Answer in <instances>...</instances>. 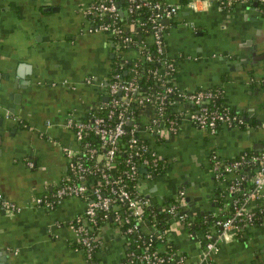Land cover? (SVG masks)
Masks as SVG:
<instances>
[{
  "label": "crops",
  "instance_id": "crops-1",
  "mask_svg": "<svg viewBox=\"0 0 264 264\" xmlns=\"http://www.w3.org/2000/svg\"><path fill=\"white\" fill-rule=\"evenodd\" d=\"M89 1L0 0V192L22 206L18 212L0 209V263L86 264L71 223L85 210L86 199L66 196L48 206L33 198L54 190L67 176L68 160L59 146L76 142L63 120L80 118L98 104L113 69L115 39L86 30L89 21L82 8ZM164 1L179 5L164 19L165 52L176 65L174 81L188 90L221 89L225 104L244 122L202 130L181 115L187 105L176 104V127L161 125L153 132L156 138L147 135L167 164L150 177L141 167L142 190L160 209L183 189L187 212L216 214L225 210L219 201L230 203L235 195L226 180L241 177L247 190L258 167L243 165L223 174V181L212 171V153L229 160L264 149V12L241 1L228 8L216 0H202L197 8L187 4L190 0ZM126 52L135 56L137 49ZM143 111L137 118L140 127L152 107ZM49 118L51 126L46 125ZM187 197L199 199L191 204ZM168 222L169 239L185 253L186 263L200 262L204 231L190 232L176 218ZM99 236L95 262L129 259V239L115 224L103 223ZM261 260L264 221L220 241L210 264Z\"/></svg>",
  "mask_w": 264,
  "mask_h": 264
},
{
  "label": "built area",
  "instance_id": "built-area-1",
  "mask_svg": "<svg viewBox=\"0 0 264 264\" xmlns=\"http://www.w3.org/2000/svg\"><path fill=\"white\" fill-rule=\"evenodd\" d=\"M200 1L202 0H190L187 4L192 8H197ZM216 1L221 7L228 8L231 7L234 1L251 3L254 0ZM256 1L262 4L259 11L263 12L264 0ZM120 6L126 14L120 13ZM145 8L147 13L143 18L137 17L135 19V17H132V22L129 24L121 22L122 15L133 14ZM178 8V4L164 0H122V3H119V0H90L82 8V13L89 21L86 27L87 31L107 33L115 39L116 59H118L117 62L121 67H126L128 58L127 52L124 51L122 46L124 44L126 46L135 44L137 40L134 37V24L143 29L142 34L150 31V41L155 45L158 56L154 57L147 52V40L141 37L136 42L138 46L136 47L137 54L135 56H143L144 59L151 62L156 61V59L159 60L160 68L155 69L156 78L164 85V90L161 92L154 85H140L135 79L136 76L126 80L119 73L111 74L109 75L108 85L105 87L106 90L101 93V96H106V99H103V102H98L91 111H88V114L91 115L88 120L76 118L73 115H69L63 120V125L72 130L76 144L74 146L60 145L59 147L67 157L68 168L74 172L77 179L82 181H68L65 180L67 177L65 176L57 184L51 196L45 193L34 196L33 200L36 204L52 206L66 196L81 195L86 199L85 210L77 214L71 221L75 228L77 245L86 253V264H99L95 262L94 254L100 245L99 232L102 223L99 220L104 221L106 216L110 217L109 222L115 224L123 235H135L133 239L135 243L132 248L128 249L129 259L117 260L108 264H188L185 261L183 251L180 249L169 248L166 254L159 255L156 250H152L148 244L149 242L145 243L140 238L142 235L139 225L146 221V209L152 205L142 190L141 181L144 176L138 177L137 165L130 160V156L138 155L142 160L141 166L151 167L150 171L147 170L146 177H150L152 172H156V166H159L161 157L148 144L139 143L138 136L140 131L157 132L161 125L174 129L176 121L179 120V115L167 120L162 119L164 109L168 106L187 105V111L182 112L181 115L188 117L198 128L211 132H214L221 123L240 126L244 122L225 104L221 90L211 88L188 90L179 87L174 81L176 65L165 52L164 30L166 25L164 19L172 17ZM130 68V70L137 73L138 62L134 61ZM152 71L154 72V70ZM123 96L127 99L123 100ZM218 97H221L220 102L217 101ZM104 100H107V102H104ZM132 101H134V106H132ZM105 105L110 106L106 116L93 113L102 109ZM147 105L152 107V113L146 116L145 123L140 127L137 118L142 117L144 114L143 107ZM114 114H116V117L113 121ZM127 124L128 128L125 127ZM46 125H52L50 118L46 120ZM126 131H129L130 135L122 150L128 155L129 167L125 172L126 177L131 179L132 183L128 185L120 174L114 176L108 170H101L99 174L101 173L103 181L109 184L108 190L103 192L101 186L96 184L100 182L99 179L95 183L93 181L98 167L93 168L84 164L82 158L77 154L79 150L77 141H80L88 132L94 133L99 138V144L89 145L86 142L85 152L90 157L96 155L97 160L104 159L105 164L109 167L113 164L119 142ZM51 140L53 143L58 144L55 139ZM101 149H104L103 154L100 153ZM147 152L150 156L147 155ZM29 164L32 165L33 162L29 161ZM247 164H254L258 167L252 178L251 187L243 190L241 177H237L230 182L229 190L233 193L241 192L242 201L240 205L235 207L232 215L215 219V224L212 226L213 230L204 232L201 259L200 262L195 264H210L213 254L218 250L219 242L235 234L239 226V220L244 219L245 224L253 223L255 210L251 208L249 203L264 196V149L258 152H243L238 158L232 160H224L217 153H212L211 167L216 176L234 172ZM183 197L184 190L179 189L175 198L177 202L168 203L164 208L167 218H176L183 222L187 216ZM237 199L234 200V203L238 201ZM21 208L22 206L6 198L0 192L1 210L4 212H18ZM100 212L103 213L100 214ZM150 213L154 215L153 209L150 210ZM130 221L131 223H129ZM149 229H156L155 225L151 224ZM151 234L152 232L149 234L148 241L151 239ZM129 243H132L130 239Z\"/></svg>",
  "mask_w": 264,
  "mask_h": 264
},
{
  "label": "trees",
  "instance_id": "trees-1",
  "mask_svg": "<svg viewBox=\"0 0 264 264\" xmlns=\"http://www.w3.org/2000/svg\"><path fill=\"white\" fill-rule=\"evenodd\" d=\"M236 3V1L233 2L232 5H234ZM231 5V6H232ZM260 6H262V4L258 1L257 2V7L259 8ZM264 12V11H263ZM147 13L146 8L142 9L141 11L135 12L133 14H127V15H122L121 16V22H124L126 24H129L132 22V17H135V19L137 17L143 18ZM134 37L135 39L138 40V38H143L145 40H147V52L151 55H153L154 57L158 56V53L156 52V47L155 45L150 41V31H148L145 34H142L144 31L142 28H139V26L137 24H134ZM137 40L135 41V44H130L133 45L135 47L138 46V44L136 43ZM124 44L122 46V48L124 49V51H128V49L132 46ZM117 58V57H116ZM115 58L114 61V65H113V69L111 70L110 74H114V73H119L123 79H130L134 76L136 81L140 84V85H154L159 91L163 92L164 90V85L161 84L159 82V80L156 78L157 77V73L155 72V69H158V67L160 68V63L158 62L159 60L156 59V61L151 62V61H147L146 59H144L143 56L137 55V56H129L127 58V62H126V67H121L118 64V59ZM134 61L138 62V72L135 73L132 70H130L131 65L133 64ZM154 70V72L152 71ZM213 90H221L219 88H211ZM101 96V95H100ZM100 101L99 102H103L102 96L100 97ZM217 101L220 102L221 101V97L217 98ZM104 102H107V100H104ZM110 106L109 105H105L104 107H102V109L100 110H96L93 113H97V114H101L103 116H106L107 114V110ZM119 109V108H118ZM175 115H178L176 113V111L174 110L173 107H166L164 109V114L162 116V119L167 120L168 118H173ZM90 114H85L83 116H81L80 118L83 120H88L90 118ZM114 117H116V114H114L113 116V121H114ZM112 119H110V121H112ZM167 124V122H166ZM178 124V120L176 121V125ZM153 132H146V131H140L139 134V138H138V142L139 143H145L148 144V146H150L152 149H154L150 144H149V140L151 139L150 136L152 135ZM150 136H147L149 135ZM130 135L129 131H126V133L122 136L121 141L119 142V148L116 152V156L113 160V164L111 166H107L105 164V160L101 159V160H97L96 155L93 157H90L85 151V143L87 142L89 145H98L99 144V138L92 132H88L87 134H85V136L80 140L77 141V144L79 145V150L77 152V154L82 158L84 164L89 165L93 168H96L97 174L94 175L93 181L94 183L98 181L99 179V186H101V189L103 192H106L108 190L109 184L105 183L103 181V177H101V173L99 174V172L101 170H108L109 172H111L114 176H117L120 174V176L122 178L125 179L126 183L129 185L130 183H132V180L126 177V170L129 167V161H127L128 155L125 151L122 150L123 146L127 143L126 140L128 139ZM157 134H154L152 136H155L154 138H156ZM150 138V139H149ZM155 150V149H154ZM156 151V150H155ZM157 152V151H156ZM250 152H254L252 150H248L247 153ZM100 153L103 154L104 153V149L100 150ZM147 155L150 156V154L147 152ZM239 157V156H238ZM237 156L235 158L232 159H236L238 158ZM222 158V157H220ZM229 158V160H232ZM130 160L134 161L137 165V175L142 176V171H141V165H142V160L141 157H139L138 155H131L130 156ZM227 160V159H224ZM96 164V165H95ZM166 162L163 159H160V163L159 166H156V172L162 170L165 166H166ZM147 170L150 171L151 167H146ZM98 177V178H97ZM220 180L225 181V177H223V175H221ZM65 180H74V181H82L80 179H77L76 175L74 174V172H72L70 170V168H68L67 170V177ZM227 184H230V182L232 181L231 179L226 180ZM252 185V183H251ZM53 193V190H50V192H48L49 196H51ZM234 197L232 198L231 202L228 203L227 201H223L220 200L219 201V206H224L225 210L219 209L218 213L216 214H212L210 213H202V214H193V213H189L187 212V216L185 217V219L183 220V225L187 228L188 231L190 232H196L197 230H203L204 232L209 231V230H213V225L215 224V219L217 218H225L226 216L232 215L235 211V207L237 205H240L241 201H242V193L241 192H235L234 193ZM184 198V197H183ZM238 198V199H237ZM237 199L238 201L236 203H234V200ZM262 199V200H261ZM254 201L253 204H251V208H253L255 210V217L253 219V223H246L245 224V220L241 219L238 221V228L235 231L236 235H241L242 233H244L247 230L248 225H253V224H260L262 221H264V196H262V198ZM184 200V199H183ZM177 202V200L172 199L170 200L169 203H174ZM185 204V208H186V203L185 200L183 201ZM251 203V202H250ZM165 208V207H164ZM161 208L158 209L156 206H151L149 208L146 209V221L144 223H141L140 226V231H141V239L145 241V243L149 242L148 244L150 245V247L152 248V250H156L157 253L159 255L162 254H166L169 250V248H173V249H178L173 242H171V239H169V234H168V227H169V218H167V216L165 215V209ZM153 209L154 211V215H152L150 213V210ZM186 210V209H185ZM187 211V210H186ZM103 212H100V214H102ZM102 216V215H101ZM112 218V216H111ZM100 223H106L110 221V217L106 216L105 220L101 221V219L99 220ZM131 223V221L129 222ZM128 224V223H127ZM151 224L155 225L154 230L149 229V227L151 226ZM126 225V224H124ZM152 232V234L150 235L151 239L148 241V237L149 234ZM128 239H130V241L132 242L131 244H129V249L132 248V245L135 243L133 241L135 235L133 236V234L130 235H126ZM183 254L185 255V253L183 252ZM161 264H165V263H161Z\"/></svg>",
  "mask_w": 264,
  "mask_h": 264
},
{
  "label": "water",
  "instance_id": "water-1",
  "mask_svg": "<svg viewBox=\"0 0 264 264\" xmlns=\"http://www.w3.org/2000/svg\"><path fill=\"white\" fill-rule=\"evenodd\" d=\"M251 6H257V1H256V0L252 1V2H251ZM120 13L123 14V13H125V11L122 10V9L120 8ZM118 94H120V92H118ZM102 99H106V96H102ZM0 123H1V119H0ZM125 127L128 128V124L125 125ZM260 145H261V144H260ZM261 149H262V148H260V150H261ZM142 170H147V168L144 167V168H142ZM190 199H191L190 203L192 204L194 200L199 199V198L197 197V198H195L194 200H192V198L187 197V200H190ZM150 204H151V203H150ZM160 209H161V208H160ZM259 263H260V264H264V260L259 261ZM0 264H5V263H0Z\"/></svg>",
  "mask_w": 264,
  "mask_h": 264
}]
</instances>
